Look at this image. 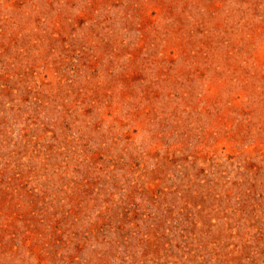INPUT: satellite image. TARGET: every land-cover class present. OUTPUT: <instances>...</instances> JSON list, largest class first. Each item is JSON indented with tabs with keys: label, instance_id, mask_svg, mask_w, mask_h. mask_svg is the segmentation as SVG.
Returning <instances> with one entry per match:
<instances>
[{
	"label": "rangeland",
	"instance_id": "obj_1",
	"mask_svg": "<svg viewBox=\"0 0 264 264\" xmlns=\"http://www.w3.org/2000/svg\"><path fill=\"white\" fill-rule=\"evenodd\" d=\"M0 264H264V0H0Z\"/></svg>",
	"mask_w": 264,
	"mask_h": 264
}]
</instances>
